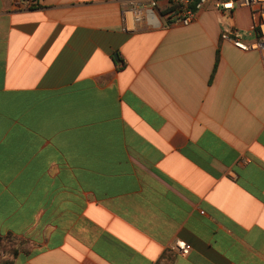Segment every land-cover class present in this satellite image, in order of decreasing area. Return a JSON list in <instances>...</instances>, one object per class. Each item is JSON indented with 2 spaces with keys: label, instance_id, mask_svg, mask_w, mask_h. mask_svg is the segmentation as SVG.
I'll use <instances>...</instances> for the list:
<instances>
[{
  "label": "crops",
  "instance_id": "obj_1",
  "mask_svg": "<svg viewBox=\"0 0 264 264\" xmlns=\"http://www.w3.org/2000/svg\"><path fill=\"white\" fill-rule=\"evenodd\" d=\"M134 1L0 0V237L25 243L0 264H264V53L219 37L250 12Z\"/></svg>",
  "mask_w": 264,
  "mask_h": 264
},
{
  "label": "built area",
  "instance_id": "obj_2",
  "mask_svg": "<svg viewBox=\"0 0 264 264\" xmlns=\"http://www.w3.org/2000/svg\"><path fill=\"white\" fill-rule=\"evenodd\" d=\"M35 0H23L24 5L29 7ZM164 12L169 21L177 22L183 26L196 21L197 14L202 11L209 1L215 10L231 12L234 9H247L251 15V31L254 34L252 41L245 42L238 28L229 24L220 32V40L230 42L242 52L260 51L264 53V0H163ZM158 0H135L130 8L122 11L124 19L132 15L134 8L157 9ZM169 250L181 256L188 254V247L183 242L176 241L171 244Z\"/></svg>",
  "mask_w": 264,
  "mask_h": 264
},
{
  "label": "trees",
  "instance_id": "obj_3",
  "mask_svg": "<svg viewBox=\"0 0 264 264\" xmlns=\"http://www.w3.org/2000/svg\"><path fill=\"white\" fill-rule=\"evenodd\" d=\"M25 243L17 238L11 237H0V257L4 256L6 259L15 257L18 251L24 249ZM8 263V262H7Z\"/></svg>",
  "mask_w": 264,
  "mask_h": 264
},
{
  "label": "water",
  "instance_id": "obj_4",
  "mask_svg": "<svg viewBox=\"0 0 264 264\" xmlns=\"http://www.w3.org/2000/svg\"><path fill=\"white\" fill-rule=\"evenodd\" d=\"M114 57H116V55Z\"/></svg>",
  "mask_w": 264,
  "mask_h": 264
}]
</instances>
